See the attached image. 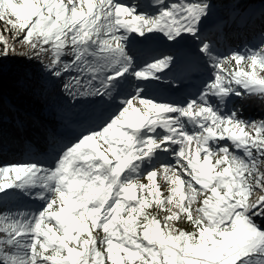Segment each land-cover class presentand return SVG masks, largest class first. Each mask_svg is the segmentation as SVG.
Returning a JSON list of instances; mask_svg holds the SVG:
<instances>
[{
    "label": "snow or ice",
    "instance_id": "obj_1",
    "mask_svg": "<svg viewBox=\"0 0 264 264\" xmlns=\"http://www.w3.org/2000/svg\"><path fill=\"white\" fill-rule=\"evenodd\" d=\"M151 5L0 0V59L86 106L50 166H0V264H264V119L242 118L264 102V39L222 55L216 0ZM17 196L40 207L6 209Z\"/></svg>",
    "mask_w": 264,
    "mask_h": 264
},
{
    "label": "trees",
    "instance_id": "obj_2",
    "mask_svg": "<svg viewBox=\"0 0 264 264\" xmlns=\"http://www.w3.org/2000/svg\"><path fill=\"white\" fill-rule=\"evenodd\" d=\"M242 8L254 13L245 25L233 17L227 5L223 32L219 35L221 51L255 49L264 39V0H240ZM0 166L29 161L51 165L63 144L76 133L61 129L70 115L68 109L54 110L48 95L58 81L44 79L34 63L19 57L0 59ZM69 128V127H68ZM51 138V139H50ZM33 205L31 199L17 196L6 202V209L23 210Z\"/></svg>",
    "mask_w": 264,
    "mask_h": 264
},
{
    "label": "rangeland",
    "instance_id": "obj_3",
    "mask_svg": "<svg viewBox=\"0 0 264 264\" xmlns=\"http://www.w3.org/2000/svg\"><path fill=\"white\" fill-rule=\"evenodd\" d=\"M240 1V0H239ZM121 2L125 4H133L138 5V11H144L148 13H154L155 7L151 5V0H121ZM237 2V0H216V10L213 18L209 21V27L212 28L217 24H224L225 20L224 17L227 15L226 9H220V7L225 8L229 7L230 10H232V4ZM158 46L160 47H167V45L164 44L163 40L155 41ZM218 51L222 55H226V53L222 52L220 47H218ZM205 76V72L197 71L192 74L193 80H199ZM163 86V85H162ZM154 94L160 96L162 99H167V96L165 93H161L159 90L154 89ZM179 95V96H178ZM168 100H182L183 94L177 93L173 94V96L169 97ZM49 101H51V104L54 107V110L57 111H64V109H68L70 111V115L66 121H62L61 123V129H69L70 133L71 131H74V133L77 134L80 123L84 117L85 112V105H80L78 107H74L73 105L69 104L68 101L62 96L60 92L59 82L53 87L51 95H48ZM242 118L248 119V120H261L264 119V102H261L260 99L255 98L250 100L249 102L245 103L243 106V112H242ZM69 127V128H68ZM158 183H160L158 179ZM161 192H165V189L163 186H161ZM33 205L29 210H35L40 207V202L36 200H32Z\"/></svg>",
    "mask_w": 264,
    "mask_h": 264
},
{
    "label": "bare ground",
    "instance_id": "obj_4",
    "mask_svg": "<svg viewBox=\"0 0 264 264\" xmlns=\"http://www.w3.org/2000/svg\"><path fill=\"white\" fill-rule=\"evenodd\" d=\"M155 89L159 90L163 94L165 93V95H170V96H167V99H170L169 97L173 96V94L178 93L174 90V86H169L168 84H164V86L160 85L156 87Z\"/></svg>",
    "mask_w": 264,
    "mask_h": 264
}]
</instances>
